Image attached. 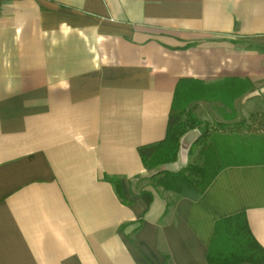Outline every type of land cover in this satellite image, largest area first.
Masks as SVG:
<instances>
[{
    "label": "crops",
    "instance_id": "0c3cea01",
    "mask_svg": "<svg viewBox=\"0 0 264 264\" xmlns=\"http://www.w3.org/2000/svg\"><path fill=\"white\" fill-rule=\"evenodd\" d=\"M176 93L208 128L264 122V0H0V264H207L237 214L264 250V164L195 201L149 179Z\"/></svg>",
    "mask_w": 264,
    "mask_h": 264
},
{
    "label": "trees",
    "instance_id": "16d2710c",
    "mask_svg": "<svg viewBox=\"0 0 264 264\" xmlns=\"http://www.w3.org/2000/svg\"><path fill=\"white\" fill-rule=\"evenodd\" d=\"M186 103L176 93L164 140L137 150L144 169L152 173L149 177L152 184L195 201L222 167L264 164V137L238 140L217 132H200L199 122L185 110ZM193 130H198L199 135L190 154L199 149L197 156L202 163L188 164L177 172L163 169L177 161L181 139ZM106 181L114 184L119 194L118 182ZM206 261L207 264H264V250L253 238L244 214L215 223Z\"/></svg>",
    "mask_w": 264,
    "mask_h": 264
},
{
    "label": "rangeland",
    "instance_id": "374dc122",
    "mask_svg": "<svg viewBox=\"0 0 264 264\" xmlns=\"http://www.w3.org/2000/svg\"><path fill=\"white\" fill-rule=\"evenodd\" d=\"M186 112L189 113L187 110H186ZM191 116L193 118H195L193 115H191ZM195 119L200 124V128H199V131L200 132H203L205 130L209 131L210 134H213L214 132H217L219 134L231 135L233 138L238 139V140H244V139H247L248 140V139H252L254 137L261 136L262 135V132H264L263 131L264 128L262 126H258L259 124H262L264 126V122L262 121L261 118H260L261 119L260 122L255 121V125H256V123H259L258 125H256V126L253 125L252 127L250 126L251 127V130L245 129L246 124H241L240 125L241 127L234 126L232 128H228V129H222V128H219V126H216V125L213 128H210V127L208 128L207 127L208 125L204 121L200 120L199 118L198 119L195 118ZM198 150L199 149H194L193 152L196 153V152H198ZM195 156L196 157H194L193 159H190V160L188 159L187 163L188 162H189L188 164L198 163L200 161V158L197 155H195ZM192 160H193V162H191ZM188 164H186V165H188ZM171 166H173V167L168 168V169H171V171H174V169L176 168L174 166H176V165L173 164Z\"/></svg>",
    "mask_w": 264,
    "mask_h": 264
},
{
    "label": "water",
    "instance_id": "95a60500",
    "mask_svg": "<svg viewBox=\"0 0 264 264\" xmlns=\"http://www.w3.org/2000/svg\"><path fill=\"white\" fill-rule=\"evenodd\" d=\"M190 136H191V137H192V136H193V137H195L194 139L196 140V139H197V137H198V134H197V133H195V132H193V133H191V134H190Z\"/></svg>",
    "mask_w": 264,
    "mask_h": 264
}]
</instances>
